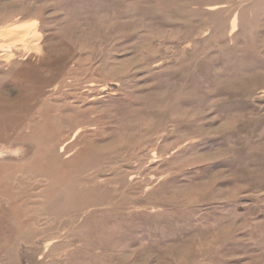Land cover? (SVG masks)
<instances>
[{
	"label": "rangeland",
	"instance_id": "obj_1",
	"mask_svg": "<svg viewBox=\"0 0 264 264\" xmlns=\"http://www.w3.org/2000/svg\"><path fill=\"white\" fill-rule=\"evenodd\" d=\"M0 264H264V0H0Z\"/></svg>",
	"mask_w": 264,
	"mask_h": 264
}]
</instances>
